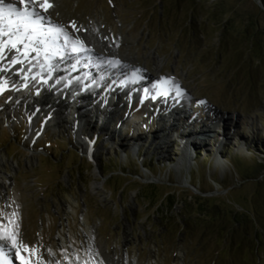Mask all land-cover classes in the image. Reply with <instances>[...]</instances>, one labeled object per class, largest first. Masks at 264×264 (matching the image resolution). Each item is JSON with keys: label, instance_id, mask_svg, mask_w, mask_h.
<instances>
[{"label": "rangeland", "instance_id": "374dc122", "mask_svg": "<svg viewBox=\"0 0 264 264\" xmlns=\"http://www.w3.org/2000/svg\"><path fill=\"white\" fill-rule=\"evenodd\" d=\"M52 1L48 17L68 33L75 36V21L80 30H105L110 41L123 37L120 55L155 83L178 77L182 94L161 97L168 101L162 112L160 104L115 96L114 113L103 109L78 131L71 117L61 126L42 116L31 122L23 99L42 93L33 83L16 93L17 108L15 93H0V225L35 250L33 264H99L103 253L131 264H264V242L256 245L264 241V9L257 0ZM169 105L176 116L181 109L175 121ZM167 193L177 198L173 209ZM197 196L211 217L190 207ZM96 242L102 252H94Z\"/></svg>", "mask_w": 264, "mask_h": 264}, {"label": "bare ground", "instance_id": "6f19581e", "mask_svg": "<svg viewBox=\"0 0 264 264\" xmlns=\"http://www.w3.org/2000/svg\"><path fill=\"white\" fill-rule=\"evenodd\" d=\"M48 2L52 5V7L49 8L47 12H44L39 5H36L37 11L45 15V17L50 20L49 24L59 25L60 28H63L71 38V40L78 39L84 42V45L88 49L89 53L87 56L85 54V51L84 53H81L79 57L87 56L86 59L94 63L92 65V69L88 73L87 70L85 71L87 67L91 66L90 61L87 60L84 63L85 66L83 69L78 68L77 70L74 69L72 71H70L71 67L67 68L62 66H48L44 62L45 57L43 53H41L39 57H37V54L35 52H31L29 56L25 58L22 55L24 51L23 44L17 46L19 48V51H17L16 49H12L9 46L7 48H4L3 51L0 52V64H4L2 66L3 69L0 70V93H2L1 88L14 90V101L12 102V104H10V106H14L15 108L20 107L21 105L18 101L19 98H16V93L18 94L19 92H21L22 89L28 85V83L33 82V84H35L34 79L36 78V80H39L40 82L37 86V89L39 88L38 90H41L42 93H38L39 91L37 92L38 96L36 100H33L31 96H25L23 99V103H26L25 111L29 114L31 122L34 123L36 118L42 116L45 117L46 125L49 123H56L57 126H61L62 123L68 122L71 117L72 122L70 123L71 125H74L78 131L79 129L88 131L91 124L90 120L98 115L99 117H102V115H100L99 113L102 112L103 109L114 113V110L120 104L114 99L118 98L120 101V97L126 96L128 101H131V99L136 100L140 97L138 96L140 91H138L137 83H155V78L154 76L145 74L142 68H139L137 65H135L133 63L134 59H132L130 55H120V48L124 42L123 37H120L118 39L114 38L112 41H110L109 36L105 30L97 28L95 29L93 27H89L83 30L79 29L78 31L76 30L78 29L76 27L74 28L75 36H73L72 34L68 33L65 26L52 21L50 16L48 17V14L52 11L53 8V1L48 0ZM5 3H13L17 7L23 8V4L19 3V0H6ZM41 3H43V0H41ZM29 7L31 8L32 5L29 4ZM5 39L6 38L1 40L0 43L4 42ZM17 60L21 62L14 63V61ZM109 61H119L120 65L117 69L108 68L110 64ZM104 64H107V66H105ZM14 66H16L18 69ZM52 68H55L56 72H58V78L49 77V73ZM157 68L159 71H161L162 64H158ZM133 71H137V77L130 76L129 73ZM19 73H22V78L19 77ZM139 75H141V78L139 77ZM26 76L29 77L28 81H25L26 78L24 77ZM104 76H106L107 78ZM177 78L175 76L171 77L170 75L164 77L163 75V77L156 80V83L153 86L150 84V86L152 87V92H150L153 94H157L158 92H162L165 90L167 92L168 88H176L175 86L177 82L180 83ZM60 79L61 81L59 82L58 80ZM165 80H171L174 83L165 84ZM166 97H169L170 102V96L167 95L163 98ZM163 98L161 100L157 99V103L162 102L161 107L162 104L164 106L168 103V101ZM180 100L182 101L183 98H181ZM168 108H171L170 105L164 107V110ZM75 109H77L78 112ZM174 110L176 112H179L177 113L178 118L179 116H182V114H180L181 109ZM159 112L162 111L159 110ZM73 113L76 114L75 117L73 116ZM170 113L172 115L169 116L168 119L172 118L171 121H175L173 119H176L177 116L172 112ZM102 119L104 121L110 120L108 115H105V117H103ZM77 130L75 131V135L78 137V139L80 138L83 140L82 143L78 142V144L81 145L85 153L89 154V144L85 141L84 135H79V132ZM208 132L210 131H204V134L207 135ZM192 134L193 133H191L190 136H192ZM184 136L185 138H183V141L184 139L188 140V132H185ZM198 136L201 141L203 139L206 140L205 136H202L201 134H199ZM159 138L162 141H166L168 139V137L164 135H159L157 139ZM186 156L187 155L184 154L183 158L180 159L179 167L181 166L180 164L184 165L188 161V157ZM0 186L2 187V185ZM94 230L96 233H98L97 226L94 227ZM16 238L18 241V236ZM0 249H2V252H0V257L5 258L10 262V264H21L20 259L16 254V249L12 247L11 241L0 240ZM102 249L103 248L98 242H96L93 246V250L96 253L102 252ZM99 264L131 263H129L127 260L122 261V259L119 260L111 255H108L107 253H103L102 261H100Z\"/></svg>", "mask_w": 264, "mask_h": 264}, {"label": "snow or ice", "instance_id": "6c2138e0", "mask_svg": "<svg viewBox=\"0 0 264 264\" xmlns=\"http://www.w3.org/2000/svg\"><path fill=\"white\" fill-rule=\"evenodd\" d=\"M19 3L23 4V8L17 7L13 3H5V0H0V36H7L6 42L0 43V52L4 48L11 47L19 51L17 47L23 44L24 51L22 55L27 58L31 52H35L37 57L43 53L47 60L50 55H56L59 53V49L55 47L57 40L63 35L66 42L72 44L73 52L88 51L82 40H71L68 34L60 27H45L43 20L44 16L41 15L36 9V5H39L44 12H47L52 5L48 0H19ZM29 4L32 7H29ZM72 27L76 28L75 21L72 22ZM77 31L79 29H76ZM42 46V47H41ZM17 60L14 63H20ZM110 64H119V61H109ZM50 66V65H49ZM165 84L174 83L171 80H165ZM178 94H182L178 85L175 86ZM167 92H158L157 95H166ZM155 98V97H154ZM201 104L204 101H200ZM0 240L11 241L12 247L16 249V254L20 259L21 264H33L31 256L35 250L28 247L27 245L21 244L17 241V233L13 230L9 232L7 228L0 225ZM2 252V249H0ZM23 253L28 254L26 258ZM0 264H10L5 258L0 257ZM37 264L42 262L37 261Z\"/></svg>", "mask_w": 264, "mask_h": 264}, {"label": "trees", "instance_id": "16d2710c", "mask_svg": "<svg viewBox=\"0 0 264 264\" xmlns=\"http://www.w3.org/2000/svg\"><path fill=\"white\" fill-rule=\"evenodd\" d=\"M262 2H263V4H264V0H262ZM148 188H153V190H154V192H157L158 191V189L157 188H155V186L154 185H147V187L145 188V191L148 189ZM156 194V193H155ZM154 194V195H155ZM154 195L153 196H151V197H154ZM146 197H148L147 195H146ZM149 198V197H148ZM164 199L166 200V201H168L169 200V203H170V206H171V209H173L174 208V206H175V203L177 202V198L175 197V196H173V195H170V194H165L164 195ZM196 199V200H195ZM194 200V204L193 203H190V207H192L191 205H194L197 209H199V213L201 212H209L210 214L208 215V216H210L211 217V214L212 213H214L213 211L212 212H210L209 210H208V208L207 207H205V204H206V199H202L203 201L201 202L200 201V197L199 196H197L196 198H195ZM197 199H198V202H197ZM208 200V199H207ZM184 204L187 206V204H189L187 201H184ZM199 215H201V214H199ZM238 217H242V214H240V213H236V214H234V218H235V220H236V222L237 223H239V220L237 219ZM249 221H248V219L247 220H245V224L247 225V226H249ZM245 239H247L248 240V242L250 241V239H248V238H245ZM232 243H231V245H232V247H233V245H235V241L234 240H230ZM261 242H264L262 239H258L257 240V242H256V245H258L259 246V244L261 243ZM234 262V264H237V262H235V261H233Z\"/></svg>", "mask_w": 264, "mask_h": 264}, {"label": "water", "instance_id": "95a60500", "mask_svg": "<svg viewBox=\"0 0 264 264\" xmlns=\"http://www.w3.org/2000/svg\"><path fill=\"white\" fill-rule=\"evenodd\" d=\"M257 2H258L259 5L264 9V4H263L262 0H257Z\"/></svg>", "mask_w": 264, "mask_h": 264}]
</instances>
